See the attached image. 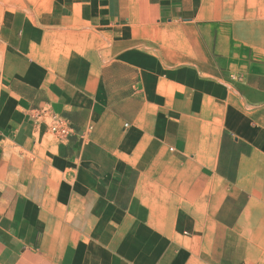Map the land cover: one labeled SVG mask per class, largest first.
<instances>
[{
	"label": "crops",
	"instance_id": "0c3cea01",
	"mask_svg": "<svg viewBox=\"0 0 264 264\" xmlns=\"http://www.w3.org/2000/svg\"><path fill=\"white\" fill-rule=\"evenodd\" d=\"M50 1L0 20V264H264V0Z\"/></svg>",
	"mask_w": 264,
	"mask_h": 264
},
{
	"label": "rangeland",
	"instance_id": "374dc122",
	"mask_svg": "<svg viewBox=\"0 0 264 264\" xmlns=\"http://www.w3.org/2000/svg\"><path fill=\"white\" fill-rule=\"evenodd\" d=\"M50 0H0V20H2L6 14L18 13L23 15L27 13L31 17V24L37 26L41 23V27H38L42 32L53 31L54 24L43 25L41 18L35 17L36 15H44L49 12L51 6ZM211 16V14H209ZM116 32L112 31L113 35ZM69 34H46V35H31L30 48L28 53L32 59L39 60L46 65L54 66L62 63V59L73 58V55H77L79 58L82 57V48L77 47L72 43ZM96 48L98 44L103 47L102 39L99 35H95ZM29 47V44H28ZM78 50V51H74ZM113 53V52H112ZM97 56V54H96Z\"/></svg>",
	"mask_w": 264,
	"mask_h": 264
},
{
	"label": "built area",
	"instance_id": "2783aa9c",
	"mask_svg": "<svg viewBox=\"0 0 264 264\" xmlns=\"http://www.w3.org/2000/svg\"><path fill=\"white\" fill-rule=\"evenodd\" d=\"M40 113L47 119V128L50 133L61 139H65L70 135L71 128L63 117L49 109H43Z\"/></svg>",
	"mask_w": 264,
	"mask_h": 264
}]
</instances>
